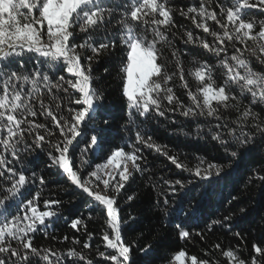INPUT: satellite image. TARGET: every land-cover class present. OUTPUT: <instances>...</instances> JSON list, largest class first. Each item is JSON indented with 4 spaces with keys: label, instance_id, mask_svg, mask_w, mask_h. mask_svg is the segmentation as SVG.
I'll use <instances>...</instances> for the list:
<instances>
[{
    "label": "snow or ice",
    "instance_id": "obj_1",
    "mask_svg": "<svg viewBox=\"0 0 264 264\" xmlns=\"http://www.w3.org/2000/svg\"><path fill=\"white\" fill-rule=\"evenodd\" d=\"M177 17L204 35L194 34ZM178 44L203 50L207 58L197 59ZM258 65L264 66V0H197L190 5L174 0H0V264L167 260L147 242L152 228L140 241L124 239L127 232L139 230L140 221L131 213L123 216L119 202L137 176L146 177L156 193L152 204L160 227L185 214L175 224L179 239L191 238L184 223L199 214L201 201L214 195L230 207L212 225L229 231L239 227L251 215L235 194L241 173L248 178L246 187L259 182L258 203L264 207V68L257 70ZM113 69L129 126L123 147L110 141L114 117L107 92L99 87ZM177 85L189 103L177 94ZM169 113L195 127L186 130ZM158 118L176 125L171 135L194 138L217 155L211 161L196 156L190 165L188 154L156 142L147 125ZM142 149L163 157L176 176L153 180ZM53 168L64 178L68 195L90 198L85 201L92 205L88 220L93 212L102 214L103 250L97 247L95 258L84 251L91 252L94 234L81 215L64 218L76 232L83 229V242L73 236L66 251L34 244L38 233L58 239L49 229L53 218L63 215L62 200L44 199L43 210L39 203ZM230 184L232 191L224 197ZM194 193L195 206L186 212ZM134 199L135 193L129 194L124 202L131 207ZM259 221L264 229V216ZM233 234L243 240L240 231ZM68 240L65 235L61 243ZM252 252L249 259L232 249L223 256L228 264H264V244L253 243ZM186 256L180 250L173 259L184 264ZM188 259L210 264L195 255Z\"/></svg>",
    "mask_w": 264,
    "mask_h": 264
},
{
    "label": "trees",
    "instance_id": "obj_2",
    "mask_svg": "<svg viewBox=\"0 0 264 264\" xmlns=\"http://www.w3.org/2000/svg\"><path fill=\"white\" fill-rule=\"evenodd\" d=\"M177 4H193L197 0H174ZM255 12V10H253ZM178 22L184 27L191 29L194 34L204 35L201 30L196 29L192 25L191 21L185 20L182 17H177ZM205 38L211 41V37L205 36ZM251 43V42H249ZM182 50H191L192 54L195 55L197 59H206L207 56L203 50L197 49L192 45H177ZM240 46V45H237ZM231 52V49H230ZM191 56H189L185 63L186 66L190 64ZM264 66H257V70H261ZM102 72V69H101ZM190 85H194V81L191 77L188 78ZM119 78L116 76V71L112 70V75L103 80L99 84V87L105 88L107 92V103L111 110V113L114 117V128L110 133V141L119 146H125L129 142V133L126 117V108L124 102L121 99L120 93L118 91ZM176 92L185 103H189L187 96L184 94V90L176 86ZM169 117L177 121V125L183 123L186 130H191L195 127V124L192 121L185 120L184 117H180L178 114H168ZM231 118H235L234 116ZM203 119V118H201ZM102 126L100 121L96 122V127L99 128ZM148 130L153 134L156 142L161 144H168L174 150H179L188 154L190 158V165L195 164L196 156L203 155L209 161L217 155L215 151L211 150L210 145L205 146L203 142L197 144L194 141V138L183 137L179 135H171L173 128L176 125H172L169 120L164 118H158L153 120L148 125ZM91 132L88 133V138L91 136ZM134 135V132H133ZM122 137V138H121ZM130 150V148H126ZM144 155L147 157L149 164L151 165V173H153V180L159 178L160 175L165 177H175L176 169L174 166H170L163 157H160L155 152L142 149ZM99 156V152H97ZM97 163H102L103 160H97ZM43 168V165H41ZM184 176H188V173H184ZM46 179L48 185L44 187L41 199L39 201L41 210H43V200L44 199H61L63 206L59 209L63 213L59 220L53 218L55 223L49 231L55 235L58 239L52 240L51 237L44 238L41 233L36 234L34 244L36 246L52 247L60 251H66L67 248L72 247L71 239L73 236H76L81 239L83 242L87 239L86 233L81 229L80 232H76L70 226V223L64 218L69 216L74 218L76 215H81L85 219L87 229L89 232L94 234V239L92 241L91 252L89 250H84L86 254L91 255L95 258L96 248L99 247L100 250H103V243L100 239V234L104 229V220L102 214L99 211L93 212L92 220L87 219V214L91 204L86 203V196L81 198L79 196L72 197L68 195L64 189L67 187V184L64 183V178L57 175V170L55 168L51 169L46 174ZM247 177L241 173L237 177V183L239 184V191L235 193L241 199L245 201L241 207H247L251 213L248 219L240 224L239 227H234L232 231H229L227 228L222 227L221 225L213 226L211 221L222 218L225 215V210L230 207L226 200H223L220 195H214L211 199L206 201H201V208L199 214L196 215L191 220H186L184 227H187L191 232L192 236L188 240H181L178 238V232L175 228L176 223H180L182 220H185V214H181L179 217H175L169 220H164L162 223L164 227H160L156 219V210L153 207V199L156 193L153 192L152 188L148 186L150 183L147 181L146 177L137 176L134 183L127 188L126 193H122L120 198V206L123 209L122 215L127 217L129 213L135 215L140 221L136 225L138 231H129L124 235V239L128 243L133 241H140L142 236L148 235V230L150 228L154 229L151 236H148V243H152L155 248L158 249V255L160 257H167V260L156 259L155 264H169L173 260L175 253L180 250H185L187 253V258L195 255L198 259H207L210 261V264H228L227 259L223 256V252L228 249L237 251L244 259H249L252 252L253 243L264 244V229L258 227L261 222L259 221L260 216H264V207H261L258 203L261 199V192L259 187V182L256 185L247 184ZM243 181V183H241ZM223 187V185H221ZM37 190H39V185H37ZM71 191V190H70ZM159 189H157V192ZM202 191L198 189L197 193ZM232 191V186H230L224 191L223 196L227 197L228 192ZM135 193V199L131 202V207L126 204L124 201L126 195ZM179 197H174L178 199ZM197 199V194H193L191 202L185 204L186 212L190 210V205L195 206V201ZM69 200H72L73 204H69ZM238 211V210H237ZM235 231H240L243 237H236L233 233ZM199 232L201 235H196ZM67 235L69 237L68 241L61 243L62 238ZM203 237V238H202ZM142 242V241H141ZM219 243L221 245L220 249L214 247L215 244ZM79 250L80 246H76ZM139 255V254H138Z\"/></svg>",
    "mask_w": 264,
    "mask_h": 264
},
{
    "label": "rangeland",
    "instance_id": "obj_3",
    "mask_svg": "<svg viewBox=\"0 0 264 264\" xmlns=\"http://www.w3.org/2000/svg\"><path fill=\"white\" fill-rule=\"evenodd\" d=\"M171 264H180V262L174 261V259H173L171 261ZM184 264H190V260L187 257L184 258Z\"/></svg>",
    "mask_w": 264,
    "mask_h": 264
},
{
    "label": "water",
    "instance_id": "obj_4",
    "mask_svg": "<svg viewBox=\"0 0 264 264\" xmlns=\"http://www.w3.org/2000/svg\"><path fill=\"white\" fill-rule=\"evenodd\" d=\"M86 196V195H85Z\"/></svg>",
    "mask_w": 264,
    "mask_h": 264
}]
</instances>
